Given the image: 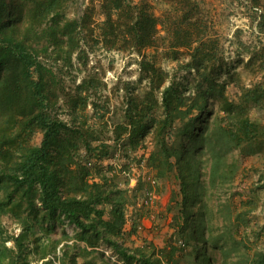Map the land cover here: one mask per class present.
Returning <instances> with one entry per match:
<instances>
[{
    "label": "trees",
    "instance_id": "1",
    "mask_svg": "<svg viewBox=\"0 0 264 264\" xmlns=\"http://www.w3.org/2000/svg\"><path fill=\"white\" fill-rule=\"evenodd\" d=\"M68 1L0 0V264H28L30 254L37 255L42 264H57L56 260L58 264H78V255L90 254L100 243L123 264H173L164 261L161 253L133 249L121 242L128 220L132 222L127 234L136 235L149 211H135L128 219L126 189L117 184L115 166L107 161L115 160L121 142L123 150L117 161L125 159L128 164L133 160L129 153L150 134L153 149L148 167L157 179L174 174L178 182L182 223L177 231L189 232L194 241L204 240V220L194 215L192 208L203 195L205 166L209 186L221 187L231 182L237 171V164L227 160L228 153L238 150L242 159L264 150V121L251 117V111L264 109V47L257 50L239 42L248 54L245 66H257L263 79L238 87L230 98L226 86L234 83L233 74L220 80L215 47L209 45L210 40L204 41L202 32L197 35L192 31L199 28L197 19L190 21L185 16L186 25L176 29L173 46L190 52L184 68L194 71L199 79L191 88L142 54L156 45L160 20L151 4L137 5L121 32L128 38L127 45L142 57L140 66L148 89L140 99L126 101L111 146L77 127L80 113L74 99L69 120L55 113L60 99L58 80L45 60L70 65L80 49L76 38L80 23L64 17ZM184 2L191 4L190 0ZM113 4L111 10L123 7L121 0ZM250 5L261 9L257 27L264 32V0H250ZM115 30L111 33L116 34ZM86 90L83 80L76 87L82 109ZM94 141L99 144L93 145ZM82 148L85 154L80 153ZM126 163L120 173L128 169ZM133 191L141 196L145 189L138 183ZM8 221L18 225L17 233L8 231ZM65 223L75 228L73 243L64 245L61 258L52 259L48 257L52 252L49 235ZM64 237L69 238L67 234ZM185 242L178 239V247L184 248ZM198 246L193 248L197 264H210ZM73 248L77 252L71 253ZM244 264H264V252L255 251Z\"/></svg>",
    "mask_w": 264,
    "mask_h": 264
},
{
    "label": "rangeland",
    "instance_id": "2",
    "mask_svg": "<svg viewBox=\"0 0 264 264\" xmlns=\"http://www.w3.org/2000/svg\"><path fill=\"white\" fill-rule=\"evenodd\" d=\"M121 1L123 7L120 10H111L114 0L68 1L64 17L80 23L76 34L80 49L75 51L70 65L60 60H45V63L53 67L58 80L60 99L55 113L69 120L72 117L73 99L77 101V113L80 114L76 125L82 133L87 134L89 131L99 141L115 145L113 139L116 125L122 122L126 101L130 98L140 99L148 89L146 74H142L140 66L142 57L127 45L125 38H128L121 32L140 4H151L160 20L156 45L144 49L142 54L157 68L169 76H175L176 81L184 82L191 88L199 81L194 71L188 72L184 68L190 59L188 48L173 46L176 42V29L186 25L183 22L185 16L190 21L197 19L200 29L192 28V31L197 35L202 32L204 41L210 40L209 45L215 47V66L221 72L220 80L226 79L229 73L233 74L234 83L227 82L226 86L228 97L232 98L239 91L238 87H249L262 81V73L257 66H245L248 54L239 45V42H243L257 50L264 47V32H260L257 27L261 9H252L250 0H190L191 4L184 0ZM108 9L111 10V22L107 19ZM112 29L115 32L117 29V33L112 34ZM83 80L87 88L82 93L87 97L84 109L81 107L82 100H77L76 94V87ZM156 95L160 97L159 93ZM251 117L264 121V109L251 111ZM99 141L92 144L97 145ZM34 142H39V137ZM152 149L153 141L149 134L135 152L129 153L133 160L128 164L125 159L122 162H116L113 158L107 161L118 163L119 166L126 163L131 171L129 178L124 177L119 168L115 167V181L126 189L128 219L131 213L139 210L154 214L153 218L145 216V223L140 221L136 235L127 234L132 222L128 220L121 237L125 246L133 249L143 247L147 252L161 253L164 261L173 264H197L193 251L196 244L199 245L198 251L201 250V253L209 257L210 264H244L255 251L264 252V150L242 159L238 150L228 153L227 160L237 164V171L234 179L221 187L209 186L208 168L205 166L202 176L203 195L199 204L192 208L194 215L200 216L205 223L204 240L197 242L189 237V232L177 231L182 223V214L178 182L174 174L157 179L154 186L148 182L149 175L155 176V171L147 165ZM80 153L85 154L83 148ZM130 179L132 184L136 180L137 186L139 183L143 189H153L159 195L151 209L145 210L138 205L136 198L142 191L136 196L129 187ZM7 228L9 232H18L16 223L8 221ZM64 234L69 238L66 239ZM74 234L73 225L65 223L56 226L49 235V249L52 252L48 257L61 258L64 245L73 243ZM178 239L186 241L184 248L178 247ZM6 244L11 246V242ZM91 251L87 255H78V264H123L103 243ZM73 252H77V249L73 248ZM37 258V255L30 254L28 264H42V260ZM56 263L59 262L56 260Z\"/></svg>",
    "mask_w": 264,
    "mask_h": 264
},
{
    "label": "built area",
    "instance_id": "3",
    "mask_svg": "<svg viewBox=\"0 0 264 264\" xmlns=\"http://www.w3.org/2000/svg\"><path fill=\"white\" fill-rule=\"evenodd\" d=\"M120 151H121V145H120V143L117 145V150H116V152H115V161L117 162V158L119 157V155H120ZM90 165V164H89ZM113 165L115 166V167H118L119 169H120V167L121 166H119L118 165V163H113ZM121 173L123 174V175H126V176H128V177H130V175H131V171L130 170H128V169H123L122 171H121ZM147 179H148V182L150 183L151 182V184L154 186V185H156L157 184V182H158V180H157V178L155 177V176H151L150 177V175L147 177ZM137 181L136 180H134V184H132V179H130V183H129V187L130 188H132V189H134L135 187H136V183ZM158 198H159V195L156 193V191H154L153 189L152 190H150V189H148V190H145L144 191V193H143V195H141V196H138L137 197V203H138V205L139 206H141V207H143V208H145V209H151L152 207H153V203L156 201V200H158ZM149 216H148V218H153L154 216V214L153 213H149L148 214Z\"/></svg>",
    "mask_w": 264,
    "mask_h": 264
},
{
    "label": "crops",
    "instance_id": "4",
    "mask_svg": "<svg viewBox=\"0 0 264 264\" xmlns=\"http://www.w3.org/2000/svg\"><path fill=\"white\" fill-rule=\"evenodd\" d=\"M147 220L145 217L142 218V223H145Z\"/></svg>",
    "mask_w": 264,
    "mask_h": 264
}]
</instances>
